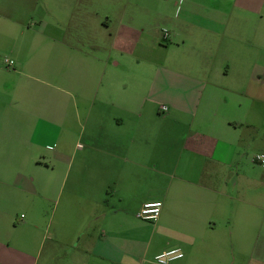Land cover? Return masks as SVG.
I'll return each mask as SVG.
<instances>
[{
  "label": "crops",
  "instance_id": "crops-1",
  "mask_svg": "<svg viewBox=\"0 0 264 264\" xmlns=\"http://www.w3.org/2000/svg\"><path fill=\"white\" fill-rule=\"evenodd\" d=\"M30 19L45 43L25 58ZM0 28L9 68L44 70L0 64L25 75L0 81V264H264V0H0ZM36 190L59 196L47 222L15 212Z\"/></svg>",
  "mask_w": 264,
  "mask_h": 264
},
{
  "label": "rangeland",
  "instance_id": "rangeland-1",
  "mask_svg": "<svg viewBox=\"0 0 264 264\" xmlns=\"http://www.w3.org/2000/svg\"><path fill=\"white\" fill-rule=\"evenodd\" d=\"M17 32L19 34L18 35L19 37L15 38L14 40L18 48L22 49L23 51L22 57L28 58L29 57L28 53L30 49L34 47V45L35 47L37 46H40L42 48L44 47V43H45L44 37L35 32V25L33 24V21L31 19L26 22L25 27H19ZM0 36H1V28H0ZM11 52H12L11 44L6 40L3 41V39L0 37V64L2 65L4 69L11 71L12 73H14L15 71H18V72L24 73L25 75H31L33 77L43 78L42 75L44 73V70L33 71L29 69L31 67H28L29 70H22L19 68H16L14 70L11 67L9 68L7 64H5V62L7 59L9 60L13 59V57H11ZM7 67L9 69H7ZM25 75L18 74L17 76H14V75L9 76L0 70V81H2V78H5V79L15 78V80L25 79ZM40 86H42V83L37 82V87L35 86L37 90V94H36L37 95L36 102H38L36 103L37 108L39 107L40 101L44 99L43 97L44 92L40 91L41 90ZM45 90H47L45 91V94H46L45 100L51 101L53 103L52 110L55 111L56 110L55 104H57V102L59 101V97L57 95H59L61 92L53 87H46ZM151 108H153V110H155L158 114H160L161 117H164L167 114V113L159 112V110L156 109L155 107H151ZM185 122L186 120L184 118L179 119V117L173 121H161V120H153V119L149 120L150 125H160V126H173L174 125L177 127L178 126L183 127ZM70 125L72 126V130L74 131L73 133L75 134V137L77 138V136L80 135L81 129H82L80 124L74 120L70 123ZM49 130L50 131H48L46 135L37 133L35 138L37 140H40L43 137L45 143H52L53 141L52 139L58 134V130L54 127H50ZM45 143H42V144H45ZM39 152L40 154H42V156L43 155L46 156V155H50L51 153H53V150L48 149V148H45V149L40 148ZM42 156L39 162L44 163V166L49 165L50 169H53L55 165L56 170L53 172V174H55V176L57 177L60 175L62 177L64 176L67 170V164L65 162H62L60 160L58 161V160L48 159V157L45 158ZM36 170L37 172L35 173L37 174V176H40V177H46L47 175L46 173H49V172H46L42 168H37ZM58 199H59L58 194L53 195V196L48 195L45 197V196H41L40 191L36 190V192L33 195H31L29 199L22 197V201L20 205L15 207L16 209L15 212L18 211L20 213L19 215L24 214L26 216L28 213L26 209H32V211L30 212V216H33L34 214L36 215V217L38 218L41 217L43 221L47 222L50 220V218H52L51 216L55 213L54 211L56 210L55 207L57 205ZM49 244H50V240H47V242L43 245L41 249L42 255H45ZM55 264H59V262H56Z\"/></svg>",
  "mask_w": 264,
  "mask_h": 264
},
{
  "label": "built area",
  "instance_id": "built-area-1",
  "mask_svg": "<svg viewBox=\"0 0 264 264\" xmlns=\"http://www.w3.org/2000/svg\"><path fill=\"white\" fill-rule=\"evenodd\" d=\"M168 36H169L168 32L165 31L164 39L167 40ZM6 63L8 66L14 65V62L10 60H6ZM161 111L163 113H166L168 111V107L162 106ZM254 162L264 167V154L255 155ZM162 205L163 204L160 201L147 202L142 206L137 216L139 219L143 221L155 223L160 217ZM183 257H184V254L180 249H171L157 256L156 263L157 264H175L176 261L182 259Z\"/></svg>",
  "mask_w": 264,
  "mask_h": 264
}]
</instances>
